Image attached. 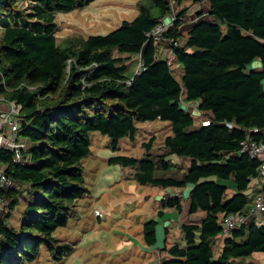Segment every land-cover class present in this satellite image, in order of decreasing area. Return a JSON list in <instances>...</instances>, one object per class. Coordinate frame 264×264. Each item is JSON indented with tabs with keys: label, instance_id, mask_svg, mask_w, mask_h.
Returning a JSON list of instances; mask_svg holds the SVG:
<instances>
[{
	"label": "trees",
	"instance_id": "trees-1",
	"mask_svg": "<svg viewBox=\"0 0 264 264\" xmlns=\"http://www.w3.org/2000/svg\"><path fill=\"white\" fill-rule=\"evenodd\" d=\"M93 1L0 0V70L7 83L1 93L21 106L19 134L28 140L30 156L18 163L12 150L0 149V163L14 181L0 188V198L11 210L25 202L19 228L9 225L11 210L0 215V264H31L44 248L57 260L72 252L55 233L88 192L82 163L91 152V133L109 135L116 150L122 138L135 137L136 118L169 121L166 154L191 157L190 168L181 172L151 154L116 155L108 162L137 167L134 177L142 184L192 186L190 214L204 213L181 225L187 245L168 246L174 258L161 264H232L231 257L264 252V225L253 221L232 230L220 259L213 245L223 217L249 212L247 191L260 177V159L241 149L248 135L264 141V69L251 67L256 60L264 64V0H208L214 20L196 22L185 43L180 37L189 0H141L133 20L107 34L69 36L61 45L57 15ZM172 1L178 16L167 35L184 69L182 82L157 57L162 44L147 37L172 11ZM139 54L145 69L129 73L128 62ZM183 101H198L211 124L192 129L195 119ZM144 145L148 152L153 142ZM229 188L235 193L226 199ZM163 203L183 210L181 196ZM157 224L151 219L143 227L148 245L157 242Z\"/></svg>",
	"mask_w": 264,
	"mask_h": 264
},
{
	"label": "rangeland",
	"instance_id": "rangeland-1",
	"mask_svg": "<svg viewBox=\"0 0 264 264\" xmlns=\"http://www.w3.org/2000/svg\"><path fill=\"white\" fill-rule=\"evenodd\" d=\"M140 1L94 0L84 8L59 13L57 15L59 24L56 32L57 39L61 45H67L69 36L84 35L87 37L107 34L118 28L124 20H133L138 13L137 6ZM143 3L148 4L149 2L143 0ZM101 4L108 7H102ZM186 22L181 27L183 32V36L180 37L181 43H185L188 33L185 28ZM221 26L225 31L226 24L221 23ZM189 51L193 50L189 49ZM141 62L139 55L133 57L128 62L130 64L129 73L138 72ZM172 68L175 77L182 82L184 73L182 64L175 60ZM192 113L195 119L192 129H197L200 127L202 119L205 118V114ZM135 124L137 129L135 137L122 138L116 150L112 147L109 135L99 131L91 133V152L83 159L82 163L88 192L70 209L69 223L60 227L55 233L60 244L65 242V244L72 245V252L65 254L61 260H57L54 259L51 252L44 248L42 255L31 264L145 263L146 253H143L142 256L138 251V248L135 247L138 245L135 239L140 235L144 239L143 227L151 219L158 221L157 229L164 228L165 216L160 214L162 202L158 198L161 195L173 197V192L158 185L139 183L134 177L137 167L110 164L108 160L116 155H129L141 159L147 153L144 144L151 141L153 142L152 156L156 160H159L161 156L166 158L164 140L173 131L167 120L143 121L136 118ZM172 156H177V158L174 159ZM168 158L181 172L190 168L191 157L189 156L169 154ZM234 193L235 190L229 188L226 199H229ZM248 196L250 197L249 193ZM2 200L5 202L0 203V215H3L2 211L7 213L11 210L9 201L6 198H2ZM251 202L252 200L249 201V204ZM171 208L169 207L167 210ZM24 209L25 202L21 199L20 204L11 210L10 226L17 228L21 226L22 221L25 220ZM172 216V213L167 214V219L171 221L170 240L186 246L181 228L183 218L179 213H175V217ZM199 240L200 233H198ZM160 251L163 252V260L174 258L170 253ZM220 257L221 249L216 248L215 259H220ZM229 261L232 264H264V252H256L243 257H231Z\"/></svg>",
	"mask_w": 264,
	"mask_h": 264
},
{
	"label": "built area",
	"instance_id": "built-area-1",
	"mask_svg": "<svg viewBox=\"0 0 264 264\" xmlns=\"http://www.w3.org/2000/svg\"><path fill=\"white\" fill-rule=\"evenodd\" d=\"M172 4V11L167 16L161 18L157 26L147 33L148 39H153L162 44L157 53V57H162L171 66L176 60V54L172 48V39L167 35V33L173 27L178 16V8L176 7L175 2L172 1L171 6ZM213 20L214 18H211V21ZM175 44H177V42H175ZM139 58L142 61L141 54H139ZM143 69H145V66L142 61L138 72ZM131 82L132 79L127 80L128 84H131ZM3 88H7V83L6 77L0 70V98L4 99L8 105L7 109L0 111V149L7 148L12 150L15 154L14 161L25 164L29 162L30 156L27 153V149L29 147L28 140L19 134L22 119L21 106L15 101L5 98V96L1 93ZM202 124H211V118L209 116H205L202 120ZM257 131L258 128H250V132L254 133ZM241 151L249 153L254 158L260 159V177L258 178L261 180L262 186L258 190L255 202L247 214L235 213L222 218L220 223L222 230L213 240L215 249L221 248L219 243L221 241L224 243L225 239L230 236L234 228L240 227L250 221L256 222L258 225H264V141H256L248 135V138L243 142ZM13 184V179L6 174L4 169H0V188L12 187ZM2 202L5 201L0 198V203ZM97 213L101 214L99 212Z\"/></svg>",
	"mask_w": 264,
	"mask_h": 264
},
{
	"label": "crops",
	"instance_id": "crops-1",
	"mask_svg": "<svg viewBox=\"0 0 264 264\" xmlns=\"http://www.w3.org/2000/svg\"><path fill=\"white\" fill-rule=\"evenodd\" d=\"M186 4L189 6V11H188V19L189 20H188V22H186V27H185L186 30L189 31V29L198 21H208V22L210 21V22H212L211 18H214V17H212L213 15L211 13V10H210L209 4H208V0H189V1H187ZM101 6L102 7H108V6H104V4H101ZM251 67L257 68V69H264V64L260 60H256L251 65ZM183 105L191 113L192 112H197L199 114L204 113L203 111L199 110V108H198L199 102L198 101H186V102L183 101ZM7 108H8V105H7L6 101L4 99L0 98V111L3 109H7ZM204 114H205V116H208L207 113H204ZM201 124H202V122H201ZM164 150L166 152L168 151L167 148H164ZM166 152H164V154ZM148 154L152 155V149L150 151H148L145 154V156ZM172 157L174 159L177 158V156H172ZM166 159H169L168 155H167ZM0 169H4V165L2 163H0ZM261 186H262V182H261V180H259L258 177L254 178L252 180L251 187L247 191L250 195L251 200H252L251 206L254 204L257 192L261 188ZM191 187L192 186H187L185 188H178V189L177 188L176 189L168 188L169 192H173L172 193L173 197L181 196L182 203H183V210L181 212H178L174 207H172L170 210H167V208H169V207H164L163 202H164V200L169 199L168 196L161 195L158 198L162 202V210L164 211V214H162V215L165 216V222L163 223L164 231L161 228L157 229V242L154 245H148L145 242V240L143 239L142 235L138 236L137 239H135L136 244H138L135 247L138 248V251L142 254V256H143V253H146L144 264H161V262L163 260V252H161L160 250L166 251V248L168 246L172 245L173 243H178V242H175L173 240H170L169 232H170V227H171V221H170V219H167V214L172 213V215H173L172 217H175V213H179L181 218H183V223L185 221H191V220L200 221L202 219V217L204 215L203 212H198L196 214H190L191 203L189 201V191H190ZM170 198H172V197H170ZM162 210H160V211H162ZM223 244H224L223 241H221L219 243V246L222 248Z\"/></svg>",
	"mask_w": 264,
	"mask_h": 264
}]
</instances>
